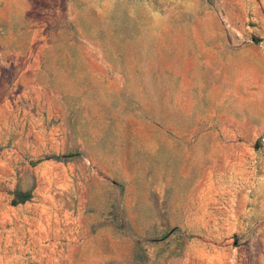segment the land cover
Masks as SVG:
<instances>
[{
  "label": "rangeland",
  "instance_id": "374dc122",
  "mask_svg": "<svg viewBox=\"0 0 264 264\" xmlns=\"http://www.w3.org/2000/svg\"><path fill=\"white\" fill-rule=\"evenodd\" d=\"M0 264H264V0H0Z\"/></svg>",
  "mask_w": 264,
  "mask_h": 264
},
{
  "label": "trees",
  "instance_id": "16d2710c",
  "mask_svg": "<svg viewBox=\"0 0 264 264\" xmlns=\"http://www.w3.org/2000/svg\"><path fill=\"white\" fill-rule=\"evenodd\" d=\"M16 195L20 198L18 203H24L29 199V193H17Z\"/></svg>",
  "mask_w": 264,
  "mask_h": 264
}]
</instances>
